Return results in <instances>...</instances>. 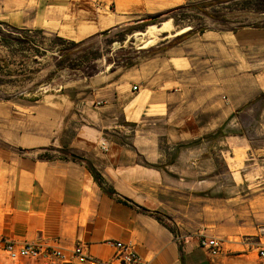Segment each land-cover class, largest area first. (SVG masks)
<instances>
[{"label": "crops", "instance_id": "0c3cea01", "mask_svg": "<svg viewBox=\"0 0 264 264\" xmlns=\"http://www.w3.org/2000/svg\"><path fill=\"white\" fill-rule=\"evenodd\" d=\"M188 1L0 0V21L15 30L81 42L111 33L136 14ZM245 29H236L239 38L232 46L231 31L185 36L188 27L176 42L168 40L147 61L134 64L133 74L128 68L121 80L126 87L104 75L89 80L84 124L67 144L83 161L40 160L33 152L40 144L38 106L33 110L39 88L31 67L28 112L35 128L3 130L0 124V240L65 254L81 244L98 259H109L108 242L120 241L133 244L143 264H252L247 257L264 247V173L231 170L229 160L248 149L242 139L217 141V152L212 144L199 143L228 126L248 101L231 96V62L237 59L239 70L247 72L253 39L264 38V29ZM250 91L256 99L264 86ZM103 140L106 153L99 148ZM213 158L227 168V184L206 167ZM86 162L100 175L101 186ZM238 177L240 182H231ZM200 234L222 241L218 257L210 259L199 246Z\"/></svg>", "mask_w": 264, "mask_h": 264}, {"label": "rangeland", "instance_id": "374dc122", "mask_svg": "<svg viewBox=\"0 0 264 264\" xmlns=\"http://www.w3.org/2000/svg\"><path fill=\"white\" fill-rule=\"evenodd\" d=\"M199 6L202 9H197ZM147 16H156V23L152 25L155 28L149 30L148 26L142 32L144 35H140L138 28L143 23L152 21L146 18ZM173 19L177 26L174 25ZM168 20L171 23L168 33L156 31L161 23ZM188 27L194 31L202 28L231 31L233 46L239 38L234 35L236 29H264V0H190L169 10L136 14L134 19L111 33L97 35L81 42L70 41L49 32L15 30L0 21V111L1 107L7 108L5 113L0 112L3 113L0 114L3 130L19 127L26 132L31 126L35 128V118L31 119L28 112L31 104L30 95H27L32 67L33 82L36 71L38 72L39 91L36 103L33 97V110L38 106L40 140L38 148L33 152L37 153L40 160H73L72 156L80 158L67 144L76 129L84 124L82 100L91 91L87 82L97 75H104L119 82L122 88L126 87L121 84V80L127 75L128 68L133 74L132 66L147 61L158 52L159 45L168 40H171V44L176 42L174 37L165 38L166 35L188 31ZM129 28H136L132 35L126 34ZM123 35L125 41L121 45L117 40ZM253 41L256 47L249 50L247 72L239 70L237 59L232 58L231 62V96L239 102L245 99L248 101L228 121V126L215 135L199 140L200 145L207 142L215 146L214 152L220 149L215 145L216 142L225 137L239 138L247 142L248 149L237 151L233 160H229L231 170L237 168L244 174L254 169L264 173V104L261 101L264 93L256 99L249 94L250 89L256 91L260 86H264V49L261 48L264 46V38L255 37ZM115 44L121 46L114 49ZM135 80L132 78L131 82ZM244 87L247 89L246 94L242 92ZM52 141L55 143H51ZM49 142L51 144L47 145ZM24 151L22 150L23 153ZM206 167L215 169L219 173L218 181L227 184V168L220 159L213 158ZM234 180L240 182L239 177L232 178L231 182ZM247 261L252 264L264 263L258 259L257 250L253 252V256L247 257ZM0 264L33 263L12 262L0 247Z\"/></svg>", "mask_w": 264, "mask_h": 264}, {"label": "built area", "instance_id": "2783aa9c", "mask_svg": "<svg viewBox=\"0 0 264 264\" xmlns=\"http://www.w3.org/2000/svg\"><path fill=\"white\" fill-rule=\"evenodd\" d=\"M137 87L132 86V91ZM101 152L108 151V143L102 141L99 145ZM199 246L203 248L210 259L218 257L222 251V241L218 238L200 234L197 237ZM113 248V255L109 259H98L92 256L88 249L77 244L69 254L58 248H46L33 243H18L9 239H1L0 247L7 259L12 262H31L33 264H143L135 251L134 245L120 241L108 242ZM257 257L264 260V247L257 251Z\"/></svg>", "mask_w": 264, "mask_h": 264}, {"label": "trees", "instance_id": "16d2710c", "mask_svg": "<svg viewBox=\"0 0 264 264\" xmlns=\"http://www.w3.org/2000/svg\"><path fill=\"white\" fill-rule=\"evenodd\" d=\"M197 9L200 10V9H202V8H201V6H199V7H197ZM146 18L152 19V21L147 22V23H143V24L141 25V27L138 28L141 32H144V31L146 30V27H148V26H152L153 24L156 23V20H155V19H156V16H147ZM173 22H174V25L177 26V23H176L175 19H173ZM135 29H136V28H129V29L127 30L126 34L132 35V34L134 33V30H135ZM186 31H187V30H186ZM186 31H184V32H186ZM204 31H205L204 28H202V29H200V30H197V31L191 30V31L187 32V34H185V36H189V35H191V34H193V33H203ZM184 32H180V33H178V34L175 32L173 35H170V36L166 35L165 38L175 37V36H178V35L183 34ZM107 34H108L107 32H103V33H102V35H107ZM63 41H67V40H63ZM117 41L120 42V44L122 45L123 42L125 41V35H123V37L121 36V38H119ZM72 159H73V161H83L81 158H78V157H76V156H72ZM86 166H87L89 172L91 173L92 177L94 178V180H95V181L101 186V184H102V180H101V178H100V175L95 171V169H94L89 163L86 162ZM103 189H104L109 195H111V196L114 194V192H113L111 189H105V188H103ZM123 202L125 203V201H123ZM156 219H157L160 223L163 224L162 220H161L158 216H156ZM166 227H167L170 231H172L171 227H169L168 225H166ZM179 251H180V253H181V248H179Z\"/></svg>", "mask_w": 264, "mask_h": 264}, {"label": "bare ground", "instance_id": "6f19581e", "mask_svg": "<svg viewBox=\"0 0 264 264\" xmlns=\"http://www.w3.org/2000/svg\"><path fill=\"white\" fill-rule=\"evenodd\" d=\"M124 7V6H123ZM123 9V8H122ZM124 10V9H123ZM162 25L160 26V28L159 29H157L156 28V31H160V32H164V31H169L170 30V28H171V23H170V20H168V21H165V22H163V23H161ZM155 27L154 26H150L149 27V30H151V29H154ZM148 32V31H147ZM150 32V31H149ZM151 32H154V31H151ZM163 32H162V34H163ZM168 33V32H167ZM177 34L178 33H180V32H176ZM151 34V33H150ZM138 35V34H137ZM142 35H144V34H142ZM161 35V34H160ZM160 35H159V37H160ZM170 35H173V34H168V36H170ZM148 37V36H147ZM150 37V36H149ZM157 37H158V35H157ZM154 38V37H153ZM148 39V38H147ZM153 40V39H152Z\"/></svg>", "mask_w": 264, "mask_h": 264}, {"label": "water", "instance_id": "95a60500", "mask_svg": "<svg viewBox=\"0 0 264 264\" xmlns=\"http://www.w3.org/2000/svg\"><path fill=\"white\" fill-rule=\"evenodd\" d=\"M160 26H161V25H160ZM160 26H159V27H157V29H159V28H160ZM138 34H140V35H141V34H143V33H142V32H139Z\"/></svg>", "mask_w": 264, "mask_h": 264}]
</instances>
